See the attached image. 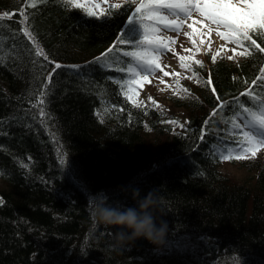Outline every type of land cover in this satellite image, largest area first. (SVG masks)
I'll list each match as a JSON object with an SVG mask.
<instances>
[{"label": "trees", "instance_id": "1", "mask_svg": "<svg viewBox=\"0 0 264 264\" xmlns=\"http://www.w3.org/2000/svg\"><path fill=\"white\" fill-rule=\"evenodd\" d=\"M109 5L97 17L70 0H0V12H14L0 17V264H264V159L248 162L252 181L223 173L220 147L237 142L230 118L239 109L211 111L217 94L235 98L260 76L264 53L194 62L198 84L172 96L186 122L171 130L155 107L124 96L126 45L109 54L111 69L93 59L120 34L141 37L127 18L134 3ZM52 60L62 67L49 81ZM253 88L264 95V80ZM132 188L158 191L162 244L140 236L120 245L115 226L92 216L90 196L135 205Z\"/></svg>", "mask_w": 264, "mask_h": 264}, {"label": "snow or ice", "instance_id": "2", "mask_svg": "<svg viewBox=\"0 0 264 264\" xmlns=\"http://www.w3.org/2000/svg\"><path fill=\"white\" fill-rule=\"evenodd\" d=\"M30 2L35 4L37 0H30ZM103 2L104 0H88V3H83L82 0H70L72 5L84 7L89 15L97 17L111 14L108 9L101 7ZM127 3L135 4L127 18L139 23L142 29L141 37L136 41H129L120 34L113 40L109 48L93 59L101 61L111 69L115 62L108 58L109 54L117 51L118 43L126 45V47H119L118 52L131 58L127 67L123 69L127 78L122 83L126 85L123 94L133 105L143 103L136 99L139 94L137 89L142 87L145 81H149L150 76L157 70H160L164 75L173 77L177 86L174 90L188 91L179 81L180 73L175 68H171V65H165L162 62V54L169 49L175 53V57L179 58V65L183 69H190L193 61L197 65L203 63L197 58L196 53L211 52V58L215 61L222 50H225L223 54L227 55L226 50L230 45H232V59L239 56H252L257 49L264 53V42H258L256 38L264 37V0H118L117 3L110 4L109 7L121 9ZM97 8L100 10L97 11ZM20 12L24 20H27L28 16L24 15L23 9ZM13 14V11H3L0 12V17H11ZM185 25L190 29L186 35L192 37L196 45L194 49L186 50L190 53L187 55L176 50L174 42L177 38L167 34L173 29L180 32ZM23 31L28 40H31L36 46V52L47 58V53L40 47L34 34L27 27ZM213 33L223 41L214 50L212 48ZM205 44L207 47L203 46ZM51 63L55 67L47 73L49 81L56 70L62 67L59 61L52 60ZM72 67L80 68L81 65L76 64ZM184 75H188V72H184ZM192 75L198 77L194 71ZM158 79H161L164 84H169V81L164 80L163 76ZM260 80H264V66L260 67V76L253 79L239 96L224 100L217 94L219 103L212 108V113L224 109L227 104H235L239 109L230 118L233 134L238 137V140L234 145L227 147L226 152L221 154V159L253 158L257 156L259 150L264 149V135H260L256 131L264 129V95L257 96L253 88ZM206 82L213 83L211 74ZM169 86L171 87L170 84ZM211 91L215 93L217 88L213 86ZM245 94L252 98L253 104L250 105L241 100ZM43 95L44 93L41 92V96ZM152 99L150 96L149 100ZM154 103L158 104L159 102L154 101ZM172 123H180V121L173 120ZM181 127H183L182 124ZM203 138V133H201V139ZM0 203L3 201L0 200Z\"/></svg>", "mask_w": 264, "mask_h": 264}, {"label": "rangeland", "instance_id": "3", "mask_svg": "<svg viewBox=\"0 0 264 264\" xmlns=\"http://www.w3.org/2000/svg\"><path fill=\"white\" fill-rule=\"evenodd\" d=\"M83 3H88V0H82ZM118 0H104V2L101 4V7L104 8L107 4H115ZM91 7V5H89ZM97 11L100 9L97 8ZM190 31L187 25L183 26L182 30L180 32H176L174 29L171 31H168V35L175 36L177 39L174 42V47L177 51H179L181 54H190L187 49H194L195 44L193 42V38L186 35V33ZM212 48L213 50L215 47H219V45L223 42L222 39L217 36L215 33L212 34ZM204 47H207V45H203ZM231 46L226 50L227 55L218 54L219 56H230L231 57ZM196 56L198 59H206V57H211V52H198L196 53ZM162 62L165 65H171V68H175L179 73V81L182 85H184V88L190 90L195 87L194 84H198V77H194L192 75V72L194 71L192 69V66L194 64V61L191 62L190 69H183L179 65V58L175 57V53L171 51V49L165 51L162 54ZM171 68H169V71H171ZM188 72V75H184V72ZM163 76L164 80H168L169 84H164L161 79H158V77ZM126 88V85H124ZM177 86L173 80V77L164 75L160 70H157L154 74L150 76L149 81H145L143 86L138 88V96L136 97L137 100L143 101L142 104L155 107L157 110L160 111L161 116L164 117L163 123L169 124L171 126V130H178L183 127H181V124L184 126L186 122V112L182 107L174 106L172 103V96L177 95H186L188 93L183 90H174ZM152 97V100H149V97ZM154 101H158V104H155ZM173 120H178L180 123H172ZM260 135H264V129H257L256 130ZM230 146V145H228ZM225 153V152H222ZM263 160L264 159V149H261L258 151L257 156L253 158L248 159H239L240 162H231L230 159H221L219 163L220 170L225 173L226 175H229L232 178H235V180L238 181H252V170L247 166L248 162L250 160ZM245 162V164H244ZM251 179V180H250ZM249 180V181H248Z\"/></svg>", "mask_w": 264, "mask_h": 264}, {"label": "clouds", "instance_id": "4", "mask_svg": "<svg viewBox=\"0 0 264 264\" xmlns=\"http://www.w3.org/2000/svg\"><path fill=\"white\" fill-rule=\"evenodd\" d=\"M135 205H123L108 202L107 196L99 192L90 196L92 216L95 221L105 226H115L113 236L120 245L143 236L150 242L160 245L168 232V223L159 217L164 209L158 191L149 190L140 196L138 188L131 189Z\"/></svg>", "mask_w": 264, "mask_h": 264}]
</instances>
